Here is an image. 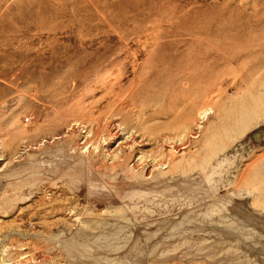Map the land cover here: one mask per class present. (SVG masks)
Instances as JSON below:
<instances>
[{"label": "rangeland", "instance_id": "1", "mask_svg": "<svg viewBox=\"0 0 264 264\" xmlns=\"http://www.w3.org/2000/svg\"><path fill=\"white\" fill-rule=\"evenodd\" d=\"M0 264H264V0H0Z\"/></svg>", "mask_w": 264, "mask_h": 264}, {"label": "bare ground", "instance_id": "2", "mask_svg": "<svg viewBox=\"0 0 264 264\" xmlns=\"http://www.w3.org/2000/svg\"><path fill=\"white\" fill-rule=\"evenodd\" d=\"M209 108H207V109H204V111H203V113H207V110H208Z\"/></svg>", "mask_w": 264, "mask_h": 264}]
</instances>
